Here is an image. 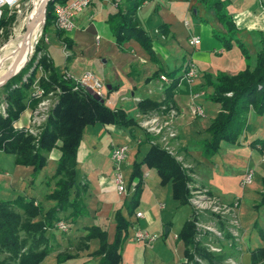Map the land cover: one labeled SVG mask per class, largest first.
Wrapping results in <instances>:
<instances>
[{
  "label": "crops",
  "instance_id": "obj_1",
  "mask_svg": "<svg viewBox=\"0 0 264 264\" xmlns=\"http://www.w3.org/2000/svg\"><path fill=\"white\" fill-rule=\"evenodd\" d=\"M226 2L225 10L232 16L237 28L235 37L246 48L249 55L248 60L245 59L234 42L228 49L223 46L220 37H227V31L217 20L215 12L200 0H147L137 9L135 19L152 41L156 55L155 61L151 60L142 47L133 40L124 44L121 49L117 47L107 23L108 17L117 11L114 0H93L83 12L76 16L75 29L70 33L58 34L52 22L43 32L44 37L41 41L44 44L41 45V48L42 54L53 65V59L48 49L49 40L52 37L57 46H62L65 58L63 64L66 72L74 76H80L84 71H92L105 84L106 93L102 95L104 104L111 110H123L129 118H131V113L134 112L135 117H132V119H138L143 115L139 112L137 106L140 101L160 102L163 100L167 84L159 80L160 75L175 71L176 78H181L186 71L188 62L191 61L196 64L198 77L191 84L181 81L174 90L173 101L178 113L175 143L179 145L180 151L194 165L198 183L221 198L231 200L234 196L227 199L229 196L227 191L222 192V188L220 189L212 181L207 180L210 174L219 170V164L211 162L203 156L202 149L199 146L201 142L195 150L190 148L188 141L190 134L199 136L205 126L204 117H194L190 112L191 94L203 93V96L195 101L202 106L200 100L207 98L208 94L213 92L212 86L207 81L214 82L216 75L219 73L235 75L245 69L248 64L252 70L255 67L256 54L260 50V39H264V11L259 0H226ZM162 25L165 27L160 28ZM193 36L199 38V43L196 46H190L188 43L189 38ZM66 42L69 43L70 47H67ZM167 63L170 64V69L163 67ZM157 72H159V75L155 76ZM44 74L47 76L45 72ZM219 111V105L213 107V116L211 117L213 118L214 114L216 115ZM30 112L29 109L24 111L17 124L26 125ZM253 115L254 112L251 110L248 114L247 124ZM247 132L246 126L238 144L245 142ZM140 135H142V132L136 127L132 130L100 124L85 127L78 149L75 170L78 186L85 189L83 202L87 214L69 224L68 239L72 241L73 248L77 249L78 247L76 252L78 256L73 264H99V258L91 255L99 247L98 240H91L87 243V249L77 246L79 238L86 233L85 228L99 227L107 233L108 242L111 243L115 233L114 213L121 210L126 216L125 202L132 194L123 196L115 190L111 150L115 145H127V156L123 164L131 169L133 163L140 161L144 156L147 150L144 151V148L146 146L148 148L147 143L141 141ZM133 140L136 141V146L130 147ZM255 140H258V138ZM223 144H221V147ZM59 145L60 143L50 152L46 167L42 170L47 171L48 169L49 175H45L40 179H38V175L35 177L32 175L30 167H21L15 164L9 172L0 171V189L19 190L18 194L20 195H14L10 200L15 199L17 196H25L34 198L35 204L39 203L44 208H48L53 204L51 201L45 200L44 196L53 187L52 183L47 186L46 181L54 173L60 155ZM249 147L255 148L257 151L260 148L259 145H249ZM128 152H130L129 156ZM10 157L14 163V158ZM249 157L250 160L245 162V169L240 174V181L247 168L255 170V181L250 185L252 188L247 192V195L251 197V201L241 210L239 216L246 233L249 235L248 239H259L262 240V243L243 247V250H245L243 256L247 255L248 260L244 262L243 256H239V261L242 264H250L252 251L264 250V205L260 206L261 212L259 214L251 211L252 206L257 205L260 201V193L264 185V166L261 159L254 161L253 156ZM148 170L152 169L143 167V174L148 173V177L143 179L140 201L145 203L146 214H143L142 219L136 220L143 222L142 230L155 233L159 235V238L151 245L135 242L140 247L135 251L134 258L126 260L127 263H124L122 258L121 264H168V258L165 256V245L168 241L175 244L179 258V261L175 264H180V256L182 254L184 256V246L177 239V236L190 216V208L185 205L189 208V211L184 217L181 216L178 231L172 232L179 218L177 215H181V213L178 214V210L182 206L173 200L175 209L166 217L163 213L165 209L159 206L160 204L164 205V203L158 200L155 191L145 197L146 190L149 187L148 184L150 185L148 183L150 179ZM228 178H231V176ZM127 180V185L134 183V181L130 182V176ZM240 181L238 190L245 192L240 187ZM2 182H6L7 189L3 187ZM167 185L170 186V184ZM222 193L225 196H222ZM47 238L49 246L53 245V242L49 241L50 237L47 236ZM127 240L134 242L133 229H131ZM70 262L67 263L71 264Z\"/></svg>",
  "mask_w": 264,
  "mask_h": 264
},
{
  "label": "trees",
  "instance_id": "obj_2",
  "mask_svg": "<svg viewBox=\"0 0 264 264\" xmlns=\"http://www.w3.org/2000/svg\"><path fill=\"white\" fill-rule=\"evenodd\" d=\"M68 0H50L46 7L43 32L54 22L55 4H63ZM147 0H114L117 11L107 19L110 31L119 49L129 41L137 42L142 49L156 60L155 50L150 37L137 23L135 14L137 9ZM215 12L217 20L227 31V37H220L223 46L228 49L232 42L240 49L245 59L248 52L239 39L233 18L225 10L226 0H200ZM14 20H2L0 27L6 29ZM165 27L164 25L160 28ZM5 32H7L5 30ZM58 34H63L58 32ZM66 41V40H65ZM67 47H70L67 43ZM40 58H38V55ZM41 66L47 74L40 79V86L47 94L59 89L56 104L49 113V117L37 138L26 134L15 124L28 108H34L38 100L31 96L32 84L36 79L37 68ZM159 75V72L155 76ZM169 79L162 102L143 100L138 103L141 114H149L161 109L164 105L176 108L173 101L174 90L180 78L176 72L164 74ZM24 78L26 80H24ZM213 92L209 99L220 106V111L214 116L207 129L208 139L200 143L205 158L216 154L222 143L235 144L243 135L247 126L248 114L252 110L256 115L264 114V39H260V50L256 54L255 67L249 65L235 75L219 73L215 81H207ZM73 85L58 75L52 63L42 54L40 42L35 48V55L16 76L4 86L3 100L7 106L6 114H0V153L14 158V164L30 167L35 177L45 167L48 155L57 147L60 152L52 176L46 181L47 186L52 183V190L44 198L53 204L44 208L35 204L34 198L17 196L13 200L0 199V253H5L18 264H41L51 253L46 233L54 229L60 220L69 224L87 214L83 202L85 189L79 187L76 181V160L82 140L83 131L87 126L100 124L132 130L137 123L121 110H111L104 102L89 92L73 91ZM230 94V96H227ZM36 141H35V140ZM151 139L145 136V142ZM251 145H259L264 151V140H254ZM143 167L155 170L162 185L170 184L172 198L180 206L187 205L188 178L180 164L166 151L158 146L148 144V148L140 161L132 166L130 182L136 183L135 191L125 202L126 216L121 210L114 213L115 233L113 241L108 242L107 233L97 226L85 228V235L79 238L80 248H88L87 243L98 240L99 247L91 255L99 258V264H121V248L129 238L130 230L135 225L131 220L134 210L139 205L143 186ZM68 226V225H67ZM69 228V226H68ZM195 228L187 220L182 226L177 239L183 243L184 259L180 264H198L194 255L206 264H220L219 258L200 249L195 241ZM73 256L57 255V264H61ZM264 260V250L251 252L250 264H260ZM0 264H5L0 261Z\"/></svg>",
  "mask_w": 264,
  "mask_h": 264
},
{
  "label": "rangeland",
  "instance_id": "obj_3",
  "mask_svg": "<svg viewBox=\"0 0 264 264\" xmlns=\"http://www.w3.org/2000/svg\"><path fill=\"white\" fill-rule=\"evenodd\" d=\"M31 2H32V0H24L18 11L13 12V13H11L5 17L4 20H8L11 16H14V20L12 21V23L4 30H3V27H0V54L4 50H6V55L1 59L0 66H2L10 58V55H11L10 53H11L13 47L15 46L16 30L19 28L21 20L28 13H31V11L33 12V17L35 19L38 18V15L40 13V6L38 5L37 6L38 8L36 7L35 9H32L31 8ZM37 13H38V15H37ZM43 23H44V21H43ZM5 30L7 32H5ZM43 37L44 36H43V24H42L41 32H40L39 38L37 39L35 45L33 42L34 48H33V51L31 52L30 60L35 55V48H36L37 44L39 42H40V45L44 44V42L41 41ZM49 44H50L48 47L49 53L53 59V65H54L55 70L58 73V75L64 76L65 74H68L69 76H71L73 78L79 77V76H74L69 72H66L65 66L63 64L65 58L63 56L64 53L62 52V46L61 47L57 46L56 41L54 39H52V37L49 40ZM40 55L41 54L38 55L39 58H40ZM163 67L165 69H170L171 66H170V64L167 63V64H164ZM249 67H251V66H249ZM88 71H90V70H88ZM38 76H39V72L37 71L36 72V78ZM58 91H59V89L56 88L55 89L56 100H57V95L60 93V91H59V93H58ZM105 93H106V89L104 88L101 91V94L105 95ZM194 94L195 93L191 94V97ZM197 94H199V95L197 98L194 99V102L199 97L203 96V93L198 92ZM211 95H212V92H210L208 94L207 98H202L200 100V102L202 103L201 107H202L203 111L205 112V115L202 116V117H204V120H205L204 130L201 131V134L199 136H196L195 134H190V136L188 138V141L190 143L189 144L190 148L195 149V150L198 148L199 142H202L203 140L208 139V137H209V135L207 133V129L209 127L208 124L211 123L213 118H214V117L213 118L211 117V116H213V107L218 106V104L212 102L209 99V97ZM227 96H230V94ZM3 97H4L3 96V90L1 87L0 88V114L1 115H3L2 111H1V109H2L1 107H2V105L5 104ZM163 100H164V98H163ZM163 100H161L160 102H162ZM195 103H197V102H195ZM162 107H164V105H162L160 108H162ZM6 108H7V106H6ZM6 108L4 110V114H6ZM28 109L30 111L33 110V108H28ZM160 110L161 109H159L157 111L159 112ZM165 110H167V109L165 108ZM155 112L152 111V113H155ZM30 114H31V112H30ZM214 116H215V114H214ZM132 117H135L134 112L131 113V118ZM211 118H212V120H211ZM133 120L137 123L138 119L133 118ZM136 128H138V127L136 126ZM247 129H248V132H247V136L245 138L244 143H241V144L224 143L223 146L220 147V150L216 154H214L208 158L211 162H217L219 164V170H217V172L210 174V176L207 178V180L212 181V183L217 185L220 189L222 188L223 189L222 192L227 191L229 193L228 194L229 196L227 197V199H230L234 196V198L231 200H225V199L221 198L220 196H218L217 194H215L214 192H212L210 189H208L204 186H201L198 183V178L194 172L195 167L192 164V162L189 161L185 157V155L180 151L179 145L175 143L176 140L170 141V144L172 145V148L176 152V154L179 156L181 155L182 161L186 162L188 164V166H190V168H187V170L189 172L193 173V174L191 173L192 175L186 174V176L188 178V181L186 183V187L188 190L187 205L190 208V216L187 220L191 221L194 225V228L196 231L195 241H196L198 247L205 252H207L206 246L208 244H210L211 241L213 243L215 241V244L219 248H221V250H222V252L219 254H216V253L213 254L217 258H219L218 260H219L220 264H225V262L228 261L229 259L232 260L234 262V264H242L241 261H239V256H243V254L245 253V250H243V247H245V245L255 246L258 243H262V240L255 239V238H251L249 240L248 239L249 235L246 233V230L241 223L239 213H241V210H243L246 207V205H248L249 202L251 201V197H249L247 195V192L252 187L248 186L244 189L245 192H242V190H238V183L240 181V174L245 169V162H247V160H250L249 156H253L254 161L257 159H262V156H264V151H262L261 148H258L259 151H257V150H255V148L249 147V145H251V143L257 138L264 140V114L259 116V115H256L254 113L252 119L247 124ZM28 135L32 136V138H35L31 134H28ZM144 135L145 134L143 132H142V135H140L141 141L143 143L145 142ZM133 146H136V141H134V140L130 144V147H133ZM156 146H158V145H156ZM145 149H147V146L144 148V151H145ZM129 154H130V152H128V156H129ZM139 159H140V157H139ZM261 162L263 163V166H264V162L262 160H261ZM13 165H14L13 159L10 156H8L6 154L0 155V171L2 170L1 172H3V171L9 172L11 169H13L12 168ZM121 171H122V174L124 176V182L127 185V182H128L127 179L131 175L132 167L130 169V168L125 167L124 164H122L121 165ZM148 172L150 174V179L148 180L149 181L148 183H150V185L148 184L149 187L146 190L145 197H147V195H151L153 193V191H155L156 195L158 197V200L160 202L164 203V205H165L163 207L165 209L163 212V213H165L164 216L168 217L169 213L175 209L174 202H173L174 199L172 198L171 187L168 185H162L161 183H159L160 179L158 178L159 176L157 175L155 170H148ZM254 174H255V170H254ZM45 175H49L48 169H47V171H42L41 173H39L38 179L42 178ZM229 176H231V178H228ZM254 176H253V181H255ZM2 183H3V187L5 189H7L8 187L5 186L6 182H2ZM188 183H189V185H188ZM18 191H19L18 189H16L15 191L12 189H7V190L0 189V199L6 200V201L10 200L11 197H14V195H20V194H18ZM141 195H142V193H141ZM212 195L219 198L221 203L228 204L229 206L232 204V202L234 201V199L236 197L239 198L238 206H237V209L235 210V214H236V217H237L238 223H239V229L236 231V236H233L229 232H225L223 234V237H222L223 239L212 240L211 238H209L210 235H206L210 232L208 230H212L213 228L224 229V227L228 224V222H230V220H232V217L230 215H227V214L221 215V214L212 213L210 211L211 209L209 208L210 203H204L203 206L207 207V209L204 211L198 210L192 205V201L194 198L196 200H198L199 202H202ZM221 195L225 196L223 193ZM140 201H141V197H140ZM144 204L145 203H143V202L142 203L139 202V205L136 207L133 215L131 216L132 221H134V223H136L135 226L141 230L143 229V226H142L143 222L137 221L135 218V214L137 212H140L144 215L146 214V206ZM262 205H264V185H263V188L261 189L260 201L258 202L257 205L252 206L253 208L251 209V211L255 214L256 213L259 214V212H261L260 206H262ZM189 208L185 207V206L180 207V209L178 210V214L181 213V215H177V217H179V218H178L172 232L178 231V229L180 228L181 218L184 217L185 214H187V212L189 211ZM63 221L69 226V223L66 220H63ZM216 221H218V222H216ZM69 230H70V228H68L67 232H61L57 229H53V230H50L47 232V236L50 237L49 241L50 242L52 241L53 245L49 246V244H48V246L51 249V253L43 260V262L41 264H57L56 258H57L58 254L73 256L72 259H67V260L63 261L61 264H68L67 262H69V261H71L70 263L73 264V261H76V258L78 256L76 253L78 250V247H77V249L73 248V244H71L72 241H69V239H68ZM50 232H52V234H50ZM200 234H203V235H200ZM158 238H159V235H158ZM210 239H211V241H210ZM62 242H67V243H62ZM170 242L171 241H168V243H166V245H165V248H166L165 256H166V258H168V262H167L168 264H175V262L179 261V258H178V254L176 252L175 244L173 242L172 243H170ZM79 244L80 243L78 241L77 246H80ZM138 247H140V245H138L137 243H135L131 240H127L124 243V245L121 248V255H122L124 263H127L126 260H129L130 258L131 259L134 258L135 251L137 250ZM209 254H212V253H209ZM195 257H197V256L194 255V258ZM180 258H181L180 263L185 261L183 254L180 256ZM236 258H238V259H236ZM243 260H244V262H247L248 256L244 255ZM0 261H4L5 264H18L16 260L11 259L9 257V255H7L5 253H0ZM198 264H201V263L198 262ZM260 264H264V260Z\"/></svg>",
  "mask_w": 264,
  "mask_h": 264
},
{
  "label": "built area",
  "instance_id": "obj_4",
  "mask_svg": "<svg viewBox=\"0 0 264 264\" xmlns=\"http://www.w3.org/2000/svg\"><path fill=\"white\" fill-rule=\"evenodd\" d=\"M23 1L24 0H0V23L2 20L5 19L7 15L18 11ZM92 1L93 0H68L63 4H55V17L53 22L54 28L58 32H62L64 34L72 32L75 29L76 16L79 13L83 12L91 4ZM259 1L264 11V0ZM188 43L190 46H196L199 43V38L196 36L190 37ZM34 67L37 68V71L40 73V75L34 80L32 84L31 96L34 99L38 100V103L31 111L27 124L18 125L16 123L15 126L17 128H22L26 134H31L35 138H37L42 130V127L44 126L49 117L50 111L56 104V92L55 90L47 94L44 92V90L40 86V79L46 78V75L44 74V71L41 66L35 64ZM197 77L198 67L196 64L190 61L188 62L186 66V71L184 75L180 78L179 83L181 81H186L188 84H191L193 80ZM62 79L66 82H70L73 85V91L93 93L102 100L101 91L104 89L105 84L91 71H85L82 75L76 78L65 74L64 76H62ZM24 80L26 79L24 78ZM159 80L164 84H169V79L164 74L159 76ZM198 95L199 94H194L190 100V112L194 117L204 116V111L201 105L194 102V99L197 98ZM1 108L3 115H5L4 110L6 108V104L2 105ZM177 119L178 113L175 108L170 106L169 108H167V110H165V107H162L159 112L157 111L155 113L144 114L138 117L137 127L145 135L151 137L148 144L153 146L158 145V147L166 151L180 164L181 168L185 171L186 174L190 175L192 172H189L187 170V168H190V166H188L186 162L182 161L181 155H177L176 152L173 150L172 145L170 144V141L176 140L177 138ZM127 151V145H115L111 150V161L113 164V180L115 190L119 195L123 196L133 194L136 186L135 182L130 185H126L124 182V176L121 171V165L126 159ZM261 160L264 162V156H262ZM253 176L254 170L252 168H247L240 181V187L242 189H245L246 187L250 186L253 182ZM147 177L148 173H145L143 175V179ZM194 199L192 201V205L198 210H206L207 207L203 206L204 203H210L209 208L211 209L210 211L212 213L221 215L227 214L232 217V220L228 222L224 229L213 228L212 230H208L212 233L211 234L209 232L208 234H206L210 235L209 238H211L212 240L223 239L222 237L225 232H229L233 236H236V231L239 229V223L235 214V210L237 209L239 198L236 197L230 206L228 204L221 203L220 199L213 195L202 202H199L198 200ZM159 206L160 208L164 207L163 204H160ZM143 217L144 215L140 212L135 214L136 219H142ZM54 229H57L61 232H67L68 226L63 220H60L55 224ZM132 229L134 242L141 243L143 245H151L152 243L158 240V235L155 233L141 230L135 225L132 227ZM206 251L212 254H219L222 252L221 248H219L215 244V241L214 243L211 241L210 244L206 246ZM195 260L201 264H206L200 258L195 257ZM225 264H234V262L229 259L225 262Z\"/></svg>",
  "mask_w": 264,
  "mask_h": 264
},
{
  "label": "bare ground",
  "instance_id": "obj_5",
  "mask_svg": "<svg viewBox=\"0 0 264 264\" xmlns=\"http://www.w3.org/2000/svg\"><path fill=\"white\" fill-rule=\"evenodd\" d=\"M30 2V1H29ZM44 0H32L31 8L35 9L38 5L40 6V13L38 18L35 19L33 17V12L28 13L22 20L19 25V28L16 30V39L15 46L11 51L10 58L0 66V79L7 73L10 72L17 67H22L28 61V57H30L31 52L33 51V42L34 45L39 38L43 18H42V6ZM38 8V7H37ZM27 30H29L27 34ZM25 50H27V56H25ZM6 55V50H4L0 54V61Z\"/></svg>",
  "mask_w": 264,
  "mask_h": 264
},
{
  "label": "water",
  "instance_id": "obj_6",
  "mask_svg": "<svg viewBox=\"0 0 264 264\" xmlns=\"http://www.w3.org/2000/svg\"><path fill=\"white\" fill-rule=\"evenodd\" d=\"M50 0H44L43 6H42V18L43 21L45 20V12H46V7L47 4ZM29 30H27V34H28ZM25 56H27V50H25ZM30 61V57H28V61L25 63V65H23L22 67H17L16 69L7 72L1 79H0V88L2 86H4L11 78H13L14 76H16L22 69L25 68V66L27 65V63ZM36 68V67H35ZM93 96H95L96 98L100 99L98 96H96L95 94L91 93ZM101 100V99H100ZM167 231V229H166Z\"/></svg>",
  "mask_w": 264,
  "mask_h": 264
}]
</instances>
